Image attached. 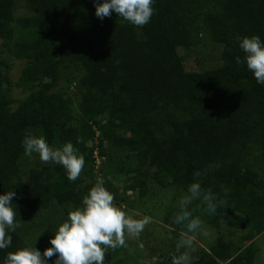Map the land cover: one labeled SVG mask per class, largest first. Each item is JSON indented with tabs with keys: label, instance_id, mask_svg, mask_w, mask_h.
<instances>
[{
	"label": "trees",
	"instance_id": "1",
	"mask_svg": "<svg viewBox=\"0 0 264 264\" xmlns=\"http://www.w3.org/2000/svg\"><path fill=\"white\" fill-rule=\"evenodd\" d=\"M152 6L149 23L137 27L115 12L100 20L93 0H0V195L16 193L21 225L9 230L12 244L0 250V264L23 247H51L97 178L129 209L131 195L148 193L147 178L182 197L196 171L202 187L227 203L215 215L193 212L202 220L193 235L206 227L217 236L192 264L255 263L264 234V85L236 58L245 56L237 37L264 41V0ZM199 47H220V63L190 69L187 57ZM13 60L25 64L14 83ZM14 86L24 97L12 98ZM28 134L53 149L73 143L85 158L80 177L70 181L61 165L26 156ZM179 199L162 219L175 236L172 247L185 231L172 223ZM175 254L164 262L172 264ZM104 264L124 263L108 249Z\"/></svg>",
	"mask_w": 264,
	"mask_h": 264
},
{
	"label": "clouds",
	"instance_id": "2",
	"mask_svg": "<svg viewBox=\"0 0 264 264\" xmlns=\"http://www.w3.org/2000/svg\"><path fill=\"white\" fill-rule=\"evenodd\" d=\"M154 0H93L95 15L100 20L111 17L113 12L134 26L143 27L154 14ZM239 47L245 53L244 59L236 58L237 64L246 63L256 81L264 85V41L258 35L237 37ZM77 142L82 138L77 137ZM24 154L29 158L38 154L41 162L61 165L70 181H76L85 166V158L77 153L73 143L68 142L62 148L53 149L45 138L28 134L23 139ZM218 167V165H217ZM201 171L193 174V182L187 188V194L178 201V209L172 217V223L183 225L180 238L176 243V253L172 264H192L191 252L193 235L201 229L202 220L194 216L196 208L204 213L215 215L219 207L227 203L226 199L215 194L211 188L202 187ZM228 195V189H223ZM14 191L0 195V250L12 244L9 230L15 231L21 225L16 221V211L12 207ZM198 202V203H197ZM195 205V207H190ZM152 222L151 217L133 218L114 203V195L104 186L102 178L97 181L83 197L82 207L68 213L67 220L60 224L51 247L43 253L37 248L23 247L8 252L4 264H48L56 256L55 264H104L106 251L127 247L126 237L138 239L145 227ZM224 221L221 220V223ZM143 247V245H141ZM183 249V251H181ZM150 264H157L152 257Z\"/></svg>",
	"mask_w": 264,
	"mask_h": 264
},
{
	"label": "rangeland",
	"instance_id": "3",
	"mask_svg": "<svg viewBox=\"0 0 264 264\" xmlns=\"http://www.w3.org/2000/svg\"><path fill=\"white\" fill-rule=\"evenodd\" d=\"M22 14L27 15L26 13ZM219 49L220 47H217L216 50L218 51L207 52L203 50V47H199L191 50L189 54L190 57H187L189 60L188 64L191 66L190 69L192 68V70L203 71L212 67L213 64L218 65L220 63ZM183 53L185 55L187 51H184ZM12 62L10 75L14 83L18 80L25 64L24 62L14 60ZM10 95L13 99L24 97V93L21 90L16 89L15 86ZM112 152L116 159L121 155L117 149ZM41 163L45 164L43 162ZM47 164L53 166L55 163ZM146 180L148 181L149 189L145 197L140 198L138 193H134V195H131L130 197V201L135 206L134 208L129 207L128 209L126 206L121 205L114 200V203L124 210L127 215L132 216L133 218L149 216L152 220V222L145 227L138 239L126 237L127 247L112 249L115 257H117L118 260H122L124 264H150L152 257L157 258V264H166L164 262V255L168 254L173 249L176 250V243H173L174 247L171 246L175 236H173L170 231L162 225V219L169 204L181 197H177L174 189L170 188L165 190L156 186L149 178ZM118 185L121 187L123 184L120 183ZM118 200H120V198ZM199 234V237L192 234L194 239V251L191 252L192 259L197 257L201 248L210 245L217 236L216 231L206 227H203ZM141 245H143V247H141ZM255 246L257 253L254 264H264V234L257 239Z\"/></svg>",
	"mask_w": 264,
	"mask_h": 264
},
{
	"label": "built area",
	"instance_id": "4",
	"mask_svg": "<svg viewBox=\"0 0 264 264\" xmlns=\"http://www.w3.org/2000/svg\"><path fill=\"white\" fill-rule=\"evenodd\" d=\"M98 154V152L96 151V155ZM97 157V161H98V164L101 162V160H99V157L98 156H96Z\"/></svg>",
	"mask_w": 264,
	"mask_h": 264
}]
</instances>
